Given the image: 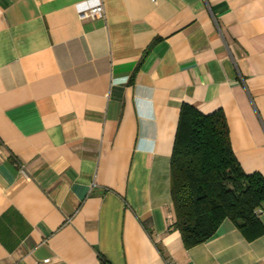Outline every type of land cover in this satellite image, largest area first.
I'll use <instances>...</instances> for the list:
<instances>
[{"label":"crops","instance_id":"0c3cea01","mask_svg":"<svg viewBox=\"0 0 264 264\" xmlns=\"http://www.w3.org/2000/svg\"><path fill=\"white\" fill-rule=\"evenodd\" d=\"M81 1L0 0V264H264V205L186 248L169 177L183 102L264 176V0Z\"/></svg>","mask_w":264,"mask_h":264},{"label":"trees","instance_id":"16d2710c","mask_svg":"<svg viewBox=\"0 0 264 264\" xmlns=\"http://www.w3.org/2000/svg\"><path fill=\"white\" fill-rule=\"evenodd\" d=\"M169 177L172 226L186 248L212 236L224 219L249 238L261 233L257 210L264 205V176L243 171L221 108L203 113L189 103L181 104Z\"/></svg>","mask_w":264,"mask_h":264},{"label":"built area","instance_id":"2783aa9c","mask_svg":"<svg viewBox=\"0 0 264 264\" xmlns=\"http://www.w3.org/2000/svg\"><path fill=\"white\" fill-rule=\"evenodd\" d=\"M77 14L80 18L91 17L98 18L103 17L104 15V6L102 0H89L81 1L76 3ZM21 172H24V169H21ZM261 209L257 210V213H260ZM40 264H51V258L43 259Z\"/></svg>","mask_w":264,"mask_h":264}]
</instances>
